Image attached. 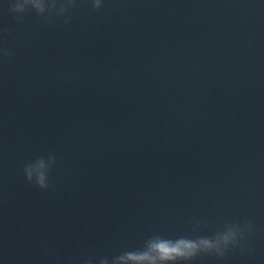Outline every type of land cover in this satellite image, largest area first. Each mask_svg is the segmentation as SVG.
<instances>
[{
  "label": "water",
  "instance_id": "95a60500",
  "mask_svg": "<svg viewBox=\"0 0 264 264\" xmlns=\"http://www.w3.org/2000/svg\"><path fill=\"white\" fill-rule=\"evenodd\" d=\"M15 2L0 0V264H114L231 225L250 226L239 247L190 264H264V0ZM51 157L49 188L29 185L25 165Z\"/></svg>",
  "mask_w": 264,
  "mask_h": 264
},
{
  "label": "clouds",
  "instance_id": "9594fccd",
  "mask_svg": "<svg viewBox=\"0 0 264 264\" xmlns=\"http://www.w3.org/2000/svg\"><path fill=\"white\" fill-rule=\"evenodd\" d=\"M91 3L94 11L101 10V0H91ZM75 6L76 0H61L59 5L57 0H47V13L55 12L56 15L62 16ZM28 10L31 9H26L21 0H16L11 8V11L17 14L25 13ZM34 12L38 16H44L39 11ZM0 55L10 58L11 53L7 48H4L0 49ZM52 159L54 162L46 171L41 170L43 158L26 164L23 169L26 182L39 190H47L50 186L49 174L55 164L54 158ZM246 230H249L250 234V226L231 225L226 226L223 231L217 232L213 236L196 237L195 239L187 236L175 239L154 236L149 238L142 248L125 251L112 260L114 264H190L200 256L214 255L223 259L230 248L240 246V241L245 238ZM106 261V259L102 260L101 264H105Z\"/></svg>",
  "mask_w": 264,
  "mask_h": 264
}]
</instances>
